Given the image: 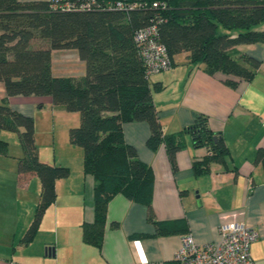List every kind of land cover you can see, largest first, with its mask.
<instances>
[{
  "label": "trees",
  "instance_id": "trees-1",
  "mask_svg": "<svg viewBox=\"0 0 264 264\" xmlns=\"http://www.w3.org/2000/svg\"><path fill=\"white\" fill-rule=\"evenodd\" d=\"M157 21L158 37L173 66L177 55L186 54L189 64L201 65L206 74L228 77L224 83L230 87L236 86L235 78L249 82L256 75L260 62L236 55L233 49L264 44V30L256 29L264 23V0H170L165 10L128 15L53 12L47 1L0 0V83L6 93L0 101V156L8 153L1 132L15 133L23 152L17 172L34 173L41 184L40 200L21 244L34 239L45 211L56 200V181L68 178L70 170L39 160L34 119L12 109L8 104L12 97H49L54 107L79 116L78 126L68 130V140L82 149L83 174L95 182L94 218L81 225L83 243L101 248L107 204L117 194L146 206L149 220L162 234L184 228L183 222L155 223L154 174L124 141L123 124L147 123V147L155 151L163 146L172 171L177 169L175 156L185 135L191 136L194 147L208 151L192 165L196 176L207 173L209 164L229 151L201 114L177 133L163 132L152 99V91L159 88L150 86L133 41L137 29ZM219 28L228 33L220 34ZM63 50L75 51L83 62L81 77L53 75L52 52ZM257 158L264 163V152Z\"/></svg>",
  "mask_w": 264,
  "mask_h": 264
},
{
  "label": "crops",
  "instance_id": "crops-1",
  "mask_svg": "<svg viewBox=\"0 0 264 264\" xmlns=\"http://www.w3.org/2000/svg\"><path fill=\"white\" fill-rule=\"evenodd\" d=\"M233 50L260 62L251 81L235 78L236 86L230 87L224 83L228 77L206 74L201 65L189 64L186 54L174 58L171 70L148 79L152 88L155 84L159 88L152 91V99L165 134L192 125L201 114L224 141L229 154L210 163L207 173L194 174L193 163L206 158L208 151L194 147L190 135L183 137V148L175 156L177 169L172 171L163 146L155 151L147 147V123L122 126L124 141L154 174L151 207L155 223L183 222L182 230L162 234L149 220L146 206L117 194L107 204L101 248L83 243L81 225L94 218L95 182L83 174V151L68 140L69 146L62 145L63 151L55 152L52 163L41 159L38 151L40 161L66 167L70 175L56 181L55 202L45 211L34 239L21 244L39 203L41 184L36 174L17 172L22 149L19 144L22 155L11 157L5 141L8 153L0 156V264H174L182 235H191L199 246L217 243L220 224L232 221L257 230L250 255L254 264H264V163L257 158L258 152H264V44ZM55 52L73 54L56 65L52 58L54 76L84 74L76 52L53 51L52 57ZM5 98L0 83V101ZM8 104L34 119L35 142L38 126L51 130L53 137L60 135L62 144L63 134L68 139L65 110L54 107L49 97H12Z\"/></svg>",
  "mask_w": 264,
  "mask_h": 264
},
{
  "label": "built area",
  "instance_id": "built-area-1",
  "mask_svg": "<svg viewBox=\"0 0 264 264\" xmlns=\"http://www.w3.org/2000/svg\"><path fill=\"white\" fill-rule=\"evenodd\" d=\"M53 12L116 11L128 15L145 9L165 10L170 0H46ZM158 22L137 29L133 41L147 77L173 68L165 45L158 37ZM217 243L197 245L191 235L180 237L179 249L174 254L176 264H254L251 245L258 232L242 222H222Z\"/></svg>",
  "mask_w": 264,
  "mask_h": 264
},
{
  "label": "rangeland",
  "instance_id": "rangeland-1",
  "mask_svg": "<svg viewBox=\"0 0 264 264\" xmlns=\"http://www.w3.org/2000/svg\"><path fill=\"white\" fill-rule=\"evenodd\" d=\"M24 2H27V1H34V0H22ZM37 1H43V0H37ZM257 30L259 29H264V23L258 25L256 27ZM220 34L221 33H228L227 31H224L222 28H219V31H218ZM68 51V50H67ZM75 52V51H73ZM73 53L71 52H63V53H58V52H55L53 54V62L54 64H60L62 63L64 60H62L61 58L63 59H68V58H65L66 56H69ZM69 60H66V62H68ZM177 61H178V58H177ZM74 72V71H73ZM57 73V72H56ZM60 74H63L65 75L66 73H60ZM83 74L80 73L78 75H81ZM65 114H66V118H65V127L64 129L66 128H73V127H77L78 126V122H77V119L79 118L78 114L77 113H68L65 111ZM74 116V117H73ZM75 118V119H73ZM73 120H75V122L73 123ZM66 132V130L64 131ZM37 135H36V147L39 151V155H40V158L43 159V160H46L50 163H52V159L55 155V152L57 154H59L61 151H63L61 149V146L63 145V147L65 146H69L68 144V139H67V135L63 134V144L60 140V135H58L57 133L55 134V136L53 137V134L51 133V130H48L43 127H40L38 126V130H37ZM2 139L4 141H7L9 143V155L11 157H15V156H18V155H22V152H21V149L19 148V143H18V137L16 134L14 133H9V132H4L2 134ZM81 149V148H80ZM79 150V149H77ZM82 150V149H81ZM19 156V157H20ZM12 160V159H11Z\"/></svg>",
  "mask_w": 264,
  "mask_h": 264
},
{
  "label": "water",
  "instance_id": "water-1",
  "mask_svg": "<svg viewBox=\"0 0 264 264\" xmlns=\"http://www.w3.org/2000/svg\"><path fill=\"white\" fill-rule=\"evenodd\" d=\"M215 140H217V137L215 138Z\"/></svg>",
  "mask_w": 264,
  "mask_h": 264
}]
</instances>
